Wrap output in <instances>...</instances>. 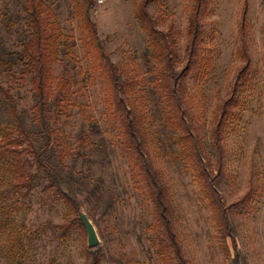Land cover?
<instances>
[{
    "label": "rangeland",
    "instance_id": "1",
    "mask_svg": "<svg viewBox=\"0 0 264 264\" xmlns=\"http://www.w3.org/2000/svg\"><path fill=\"white\" fill-rule=\"evenodd\" d=\"M43 1L46 19L61 35L52 92L60 79L71 80L67 102L61 96L53 99L50 161L62 191L75 197L79 210L47 188L46 180L30 192H15L10 183L28 165L26 145L14 147L0 165V191L8 198L0 208V264H161L151 245V204L132 183L119 145L120 123L105 77L93 62L82 1ZM143 1L90 0L88 11L106 55L131 84L129 106L152 140L148 158L168 191L183 257L187 264H264V0H147L155 29L175 41L183 107L211 167L215 204L161 129L165 103L162 92L154 91L152 47L136 19ZM197 5L195 61L185 71L188 21ZM25 17L23 0H0V51L21 49L27 38ZM0 84L10 90L24 125L32 130L30 75L15 62L9 74L0 71ZM229 100L233 103L226 106ZM223 110L225 120L217 127ZM79 213L95 228V247H88Z\"/></svg>",
    "mask_w": 264,
    "mask_h": 264
},
{
    "label": "trees",
    "instance_id": "2",
    "mask_svg": "<svg viewBox=\"0 0 264 264\" xmlns=\"http://www.w3.org/2000/svg\"><path fill=\"white\" fill-rule=\"evenodd\" d=\"M81 1L79 10L82 15V24L88 33L93 62L101 68L105 77L108 100L113 106V114L116 115L120 123L119 145L129 161L132 183L142 191L151 204L153 217L150 225L153 231L151 245L156 250L161 264H187L175 233L173 209L168 191L148 158V148L152 140L148 141L146 125L135 112L134 106H129L131 103H129L127 89L131 84L123 78L121 71L110 61L104 51L97 35L96 26L89 17L90 0ZM23 6L26 15L27 38L22 43L21 49L15 53H7L2 48L0 71L9 74L11 67L15 65V62H18L21 64L23 72L30 75L35 101L31 119L32 130L24 125L22 116L17 109V102L10 90L0 84V115L3 118L0 124L4 131V135H0V165H3L6 153H14V147L25 144L27 154L25 162L28 168L19 173L17 180L10 183V187L15 192L21 189L27 193L32 191L40 180H46L47 188L62 194L66 202L75 211H78L79 206L75 197L62 191L59 174L52 167L50 161L53 142L51 130L53 99L61 96L60 101L65 104L71 89V80L62 78L57 82L54 92H52V65L59 58L61 35L58 28L53 27L46 19L43 0H23ZM199 12L197 5L188 21L185 71H190L195 61L194 49H196L195 44L199 36ZM136 19L141 28L146 31L152 47L153 70L156 75V78L153 79L154 91L162 92L160 100L165 103L161 108V129L165 132V138L169 137L172 143L177 145L179 157L184 159L189 166H193V172L197 175L200 189L211 199V204H215L211 167L209 161L205 160L203 145L196 133L197 129L195 125L187 121L188 116L183 107L184 87L180 83V75L174 69L172 47L175 41L173 38L169 39L168 34L155 29V21L147 11V0H144L138 7ZM199 59L200 62L201 58ZM246 71L247 67L242 70V75ZM229 102L233 103V100L227 101L226 106ZM226 114V110H223L217 127H221ZM216 129H213L212 136L214 146L219 150L220 138ZM14 132L17 133L15 137ZM153 141L155 142V139ZM94 192L99 195L96 189ZM5 198L0 191V208L2 202L4 203L8 199ZM217 211L221 217L223 211L218 205ZM95 262L93 261L91 264H95Z\"/></svg>",
    "mask_w": 264,
    "mask_h": 264
},
{
    "label": "water",
    "instance_id": "3",
    "mask_svg": "<svg viewBox=\"0 0 264 264\" xmlns=\"http://www.w3.org/2000/svg\"><path fill=\"white\" fill-rule=\"evenodd\" d=\"M79 218L87 233L88 247H95L99 243V241L94 226L84 213H79Z\"/></svg>",
    "mask_w": 264,
    "mask_h": 264
}]
</instances>
